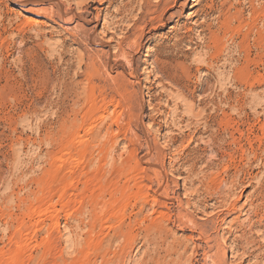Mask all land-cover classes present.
<instances>
[{"label": "rangeland", "instance_id": "374dc122", "mask_svg": "<svg viewBox=\"0 0 264 264\" xmlns=\"http://www.w3.org/2000/svg\"><path fill=\"white\" fill-rule=\"evenodd\" d=\"M0 264H264V0H0Z\"/></svg>", "mask_w": 264, "mask_h": 264}, {"label": "bare ground", "instance_id": "6f19581e", "mask_svg": "<svg viewBox=\"0 0 264 264\" xmlns=\"http://www.w3.org/2000/svg\"><path fill=\"white\" fill-rule=\"evenodd\" d=\"M189 174V173H188Z\"/></svg>", "mask_w": 264, "mask_h": 264}]
</instances>
